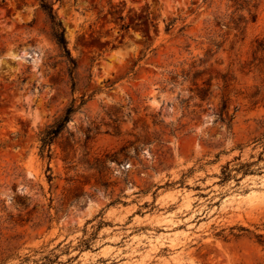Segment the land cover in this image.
<instances>
[{"label":"rangeland","instance_id":"obj_1","mask_svg":"<svg viewBox=\"0 0 264 264\" xmlns=\"http://www.w3.org/2000/svg\"><path fill=\"white\" fill-rule=\"evenodd\" d=\"M46 1L69 53L0 0V264H264V0Z\"/></svg>","mask_w":264,"mask_h":264},{"label":"trees","instance_id":"obj_2","mask_svg":"<svg viewBox=\"0 0 264 264\" xmlns=\"http://www.w3.org/2000/svg\"><path fill=\"white\" fill-rule=\"evenodd\" d=\"M42 8L48 13L52 22V34L58 43L69 53L67 39L65 36V27L62 21L59 19L54 7L46 0H41ZM263 44V43H262ZM84 103V101L82 102ZM80 106L75 104V99L67 107L63 115H61L55 122L47 125V127L41 131L40 135V154L42 156L52 155V144L56 141L58 136L67 128L68 122L71 120L73 113L78 110Z\"/></svg>","mask_w":264,"mask_h":264}]
</instances>
